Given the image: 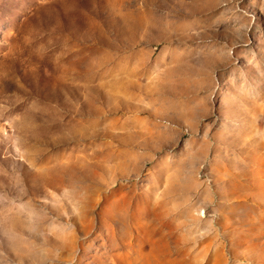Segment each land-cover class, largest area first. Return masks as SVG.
<instances>
[{
    "label": "rangeland",
    "instance_id": "374dc122",
    "mask_svg": "<svg viewBox=\"0 0 264 264\" xmlns=\"http://www.w3.org/2000/svg\"><path fill=\"white\" fill-rule=\"evenodd\" d=\"M0 264H264V0H0Z\"/></svg>",
    "mask_w": 264,
    "mask_h": 264
}]
</instances>
